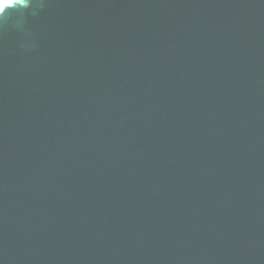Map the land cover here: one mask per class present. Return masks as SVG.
Segmentation results:
<instances>
[{
	"label": "water",
	"instance_id": "95a60500",
	"mask_svg": "<svg viewBox=\"0 0 264 264\" xmlns=\"http://www.w3.org/2000/svg\"><path fill=\"white\" fill-rule=\"evenodd\" d=\"M3 15L0 264H264V0Z\"/></svg>",
	"mask_w": 264,
	"mask_h": 264
},
{
	"label": "snow or ice",
	"instance_id": "6c2138e0",
	"mask_svg": "<svg viewBox=\"0 0 264 264\" xmlns=\"http://www.w3.org/2000/svg\"><path fill=\"white\" fill-rule=\"evenodd\" d=\"M18 0H0V13H3L7 8L14 7Z\"/></svg>",
	"mask_w": 264,
	"mask_h": 264
},
{
	"label": "clouds",
	"instance_id": "9594fccd",
	"mask_svg": "<svg viewBox=\"0 0 264 264\" xmlns=\"http://www.w3.org/2000/svg\"><path fill=\"white\" fill-rule=\"evenodd\" d=\"M4 18H6L4 15L3 16H0V19H4Z\"/></svg>",
	"mask_w": 264,
	"mask_h": 264
}]
</instances>
